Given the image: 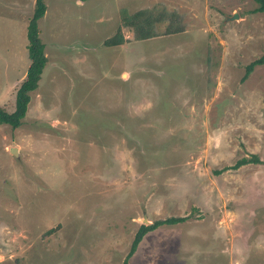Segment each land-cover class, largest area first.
Returning a JSON list of instances; mask_svg holds the SVG:
<instances>
[{
	"label": "rangeland",
	"instance_id": "1",
	"mask_svg": "<svg viewBox=\"0 0 264 264\" xmlns=\"http://www.w3.org/2000/svg\"><path fill=\"white\" fill-rule=\"evenodd\" d=\"M45 3L46 66L20 126L0 124V264H123L139 226L169 217L187 219L147 232L126 264H264V164L230 168L264 161V64L242 81L264 53V12L253 0ZM34 4L0 0L6 112ZM141 10L158 18L145 40L122 22ZM118 30L123 43L105 45Z\"/></svg>",
	"mask_w": 264,
	"mask_h": 264
},
{
	"label": "trees",
	"instance_id": "2",
	"mask_svg": "<svg viewBox=\"0 0 264 264\" xmlns=\"http://www.w3.org/2000/svg\"><path fill=\"white\" fill-rule=\"evenodd\" d=\"M257 7V12H264V0H253ZM46 11L45 0H35L33 13L28 21L26 28L27 37V54L29 58V66L26 71L24 79L20 82L15 93V106L12 112H6L0 108V124H8L12 128L20 126L22 119L25 117L28 104L30 102V93L38 87L39 80L41 79L43 70L47 63V57L44 53V43L39 36L38 21L44 16ZM158 21V18L152 19L146 13V11L141 10L133 14L123 15V25L131 27L136 32V38L139 40H145L154 36L153 25ZM182 27H177L169 32H180ZM118 33L113 37H110L105 41L107 46H116L123 43L122 36ZM264 64V53L257 59L250 62L245 66V72L242 77V81L245 80L252 70L259 65ZM248 163L264 164L258 157L252 155L250 158H241L237 160L233 166L230 168L236 169L242 165ZM227 168V167H226ZM216 173L221 172L220 170L215 171ZM187 217H169L162 220L153 221L149 225L141 224L137 229L134 238L131 242L129 252L123 261L126 264L127 258H129L136 250L139 242L142 240L143 236L162 224H176L183 222Z\"/></svg>",
	"mask_w": 264,
	"mask_h": 264
},
{
	"label": "water",
	"instance_id": "3",
	"mask_svg": "<svg viewBox=\"0 0 264 264\" xmlns=\"http://www.w3.org/2000/svg\"><path fill=\"white\" fill-rule=\"evenodd\" d=\"M237 17V15L236 14H233V15H231V16H229L228 18H227V20H233V19H235ZM10 153L12 154V155H14L15 157H17V150H16V148L15 147H12L11 149H10Z\"/></svg>",
	"mask_w": 264,
	"mask_h": 264
},
{
	"label": "crops",
	"instance_id": "4",
	"mask_svg": "<svg viewBox=\"0 0 264 264\" xmlns=\"http://www.w3.org/2000/svg\"><path fill=\"white\" fill-rule=\"evenodd\" d=\"M46 55V54H45Z\"/></svg>",
	"mask_w": 264,
	"mask_h": 264
}]
</instances>
